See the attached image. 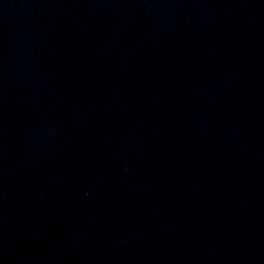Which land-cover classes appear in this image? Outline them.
<instances>
[{
	"label": "water",
	"instance_id": "1",
	"mask_svg": "<svg viewBox=\"0 0 264 264\" xmlns=\"http://www.w3.org/2000/svg\"><path fill=\"white\" fill-rule=\"evenodd\" d=\"M0 264H264V0H0Z\"/></svg>",
	"mask_w": 264,
	"mask_h": 264
}]
</instances>
